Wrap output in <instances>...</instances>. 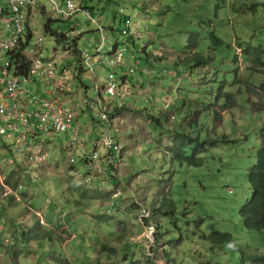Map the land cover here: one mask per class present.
<instances>
[{
	"label": "rangeland",
	"instance_id": "obj_1",
	"mask_svg": "<svg viewBox=\"0 0 264 264\" xmlns=\"http://www.w3.org/2000/svg\"><path fill=\"white\" fill-rule=\"evenodd\" d=\"M39 1L45 11L41 5L30 11L27 27L33 45L41 39L42 59L57 70L70 68L79 76L74 40L89 56L100 46L101 53H111L127 40L125 55H135L140 68L129 83L124 80L130 85L126 96L113 100L128 109L117 117L111 113V132L121 146L115 172L105 167L86 181L91 166L68 145L69 133L46 141L45 160L37 164L1 153L0 185L5 180L22 186L24 195L1 186L0 264H256L248 257L264 255V231L245 229L240 208L251 196L247 172L264 128V111L255 110L249 89L264 82V75H251L241 51L264 47V5L251 10L264 0H78L86 11L70 19L57 16L48 0ZM2 5L5 0L0 12ZM127 18L135 29L129 39L120 35ZM48 20L52 33L68 37L67 44L45 33ZM111 71L120 80L126 68L96 63L94 73L86 70L71 84L77 94L71 105L81 123L92 120L90 108L80 105L97 96L92 79L102 82ZM81 82L92 89L87 96L76 90ZM24 85L40 91L32 81ZM221 86L233 95V105L220 94ZM177 134L201 142L226 134L234 142L203 151V165L194 167L172 160ZM186 155H192L190 148ZM213 231L231 233L239 249L213 247L202 237Z\"/></svg>",
	"mask_w": 264,
	"mask_h": 264
},
{
	"label": "built area",
	"instance_id": "obj_2",
	"mask_svg": "<svg viewBox=\"0 0 264 264\" xmlns=\"http://www.w3.org/2000/svg\"><path fill=\"white\" fill-rule=\"evenodd\" d=\"M48 1L52 4L54 13L65 19H70L82 11L76 0H64L63 5L53 0ZM39 5V0H5V7L0 12V158L1 153L5 152L9 155L13 154L25 164L40 163L45 160L43 155L45 142L53 141L58 137L62 139L65 133H69L68 145L79 150L80 161L84 165L91 166L86 181H90L93 173H102L106 165L115 172L114 168L119 162L117 153L121 152V146L119 139H116L111 132V128L116 125V123L111 124V113L115 108L113 100L126 96L128 85L122 79L119 80L112 71L108 73L102 85L94 82L97 96L88 99L82 107L90 108L93 122H96L94 114L99 119V137L92 141L93 150L87 151L82 140L84 127L80 122L79 112L67 101L71 91L70 83L75 78L73 71L69 68L59 71L56 64L49 60L44 61L41 57V39L34 45L32 43L34 33L23 50V54L31 61L29 71L24 75H18L12 64L9 55L18 47L21 39H26L29 13ZM134 34L135 29L131 20L125 19L120 35L129 39ZM127 42L125 40L122 46L116 45L111 53H101L100 47L95 55L82 53L84 67L92 73L96 63L109 68L124 67L128 68L124 72L125 78L135 75L140 63L133 54H130L129 58L126 57L125 54L129 52L125 46ZM108 55L110 58H107ZM31 81L35 85L47 86L49 96L37 93L24 85ZM101 90L107 99L101 97ZM91 91L92 89L89 88L88 92ZM99 146L104 149L103 157ZM5 162L6 160L3 161ZM1 186L11 191L5 180L0 185V189L5 191Z\"/></svg>",
	"mask_w": 264,
	"mask_h": 264
},
{
	"label": "trees",
	"instance_id": "obj_3",
	"mask_svg": "<svg viewBox=\"0 0 264 264\" xmlns=\"http://www.w3.org/2000/svg\"><path fill=\"white\" fill-rule=\"evenodd\" d=\"M263 5H264L263 3H257L251 8V10L256 12V10ZM27 30H28V34L26 36V39H21L18 47L9 55L13 66H15V69L18 72L17 73L18 75L26 74L31 67V61H29L27 57L23 54V50L27 47L28 42L31 40L33 36L32 29L30 27H27ZM44 31L46 34L51 33L54 36H56L57 41L60 44H64V43L67 44V42L65 41L66 40L69 41L66 35L51 32L50 20H48L47 24L45 25ZM75 41L76 40H74L71 45L73 48V53H75L76 55L78 54L80 55L81 52H79V50L77 49V44L75 43ZM219 43L223 44L222 41H219ZM192 48H195V46L192 45ZM241 52H243L241 54V57L243 59L246 58L248 61L247 63L250 64L247 70L251 72V75H255V74L264 75V47L261 45L260 46L249 45L246 48L242 49ZM196 56L198 58H202V55H200L199 53L196 54ZM238 59L239 57L238 54L236 53L234 56V62L237 65H238ZM238 69L239 67L236 69L235 72L236 81H237ZM77 72L80 73L78 79H80L81 74L85 72V69H83V67L80 66V62ZM122 80L123 81L125 80L126 83H129L128 77L125 78L124 75L122 77ZM82 85L83 83L81 82L80 85L77 86H82ZM219 92L220 94L223 93L228 98L229 102H231V105H233L232 102L235 103L233 95L229 93H225L223 90V86L220 87ZM249 95L255 96L256 101L253 102L255 110L264 111V82H262L259 85L254 84L253 87L249 89ZM126 110L128 109L125 107L122 108L115 107L113 114L116 115L117 117L121 115L123 111ZM221 119H222L221 114L219 112H216V120L220 121ZM111 120L113 119L111 118ZM261 139H262V146L257 151L256 162L247 172V179L251 189V196L240 208V217L244 228L250 231H258V232L264 231V128L261 133ZM233 142L234 141L226 134L223 135L221 138L219 137L213 138L211 136H207V138L202 142L199 141V139L193 138L189 135L177 134V141H174V143L172 144L169 150L170 151L169 153L171 154L172 160L174 161H177L179 163L185 162L189 166L201 167L203 165V159L200 157V155L202 154L203 151L209 148L216 147L218 144H231ZM192 143H195V146L191 148ZM189 148L191 149V154H192L191 156L186 155V149ZM105 164L107 163L105 162ZM15 175L16 173L12 174L13 177H15ZM13 177H10L8 180L13 181ZM8 185L13 192L17 191L20 194L24 193V188L22 186H14L13 183L12 184L9 183ZM19 188H21V190H19ZM14 198L15 197L13 196H9L10 201H15ZM167 198L168 196L166 195L163 196L161 199L165 200ZM169 201L171 205H173L174 203L173 200L169 198ZM157 205L158 203L156 204L154 203L152 206V210L154 211V213H155V208H158L156 207ZM158 213H163V212H158ZM201 220H203V218ZM156 226L157 227L159 226L160 229L159 224ZM158 236H160L159 232H157V242L159 241ZM202 237L208 240L209 242H211L213 247L219 246L221 244H230L233 248L239 249V245L238 243H236L234 236L229 232L213 231L210 234H206L205 232H203ZM248 259L256 261V264H264V255H253V256H249Z\"/></svg>",
	"mask_w": 264,
	"mask_h": 264
},
{
	"label": "crops",
	"instance_id": "obj_4",
	"mask_svg": "<svg viewBox=\"0 0 264 264\" xmlns=\"http://www.w3.org/2000/svg\"><path fill=\"white\" fill-rule=\"evenodd\" d=\"M55 3H57V4H63V1L64 0H61V2H57V0H53ZM77 2H78V0H76ZM80 1H86V0H80ZM41 2V1H40ZM79 4V6H81V8H82V4H81V2L80 3H78ZM40 5H41V3H40ZM42 7H43V9H44V11H45V7L43 6V5H41ZM5 7V5H2V9ZM1 9V10H2ZM35 10V9H34ZM34 10H32V11H34ZM86 11V9H83L82 8V11ZM78 14V13H77ZM100 29H98V31H100L101 32V34H103V32H104V29H102L101 27H99ZM135 35V34H134ZM116 48V47H115ZM114 48V49H115ZM113 49V50H114ZM100 50H102L101 49V46H100ZM112 50V51H113ZM82 53H86V52H81V54H80V57H81V66L83 67V69H85V72H86V70H88L87 68H85L84 67V62H83V59H82ZM95 55V54H94ZM67 69V68H66ZM70 69V68H69ZM128 68H126V70H127ZM71 70V69H70ZM146 71V69L144 68L143 69V72H145ZM85 72H83L82 74H81V76L80 77H83L84 76V74H85ZM74 73H75V78H73V80H72V82L70 83V89H71V91L69 92V94H68V97H67V101L69 102V104H70V106L73 108V106L71 105L74 101H77V99L75 98L76 97V95L77 94H74L73 93V88L71 87V84L74 82V81H76L77 79H78V74L74 71ZM94 76H96V74L95 75H93V77ZM92 81L93 82H95V83H99L100 85H102V83H103V79H102V82H98V80L97 79H95L94 78V80L92 79ZM128 86H130V85H128ZM39 87H40V91L38 92V91H35V92H37V93H40V94H42V95H44V96H49V88L47 87V86H45V85H39ZM90 87L89 86H84V85H82V86H77L76 85V90H77V92L79 93V91H81V90H83L85 93V95L87 96V93H88V89H89ZM100 95H101V97L103 98V99H107V97H106V95H105V93L103 92V90H101L100 91ZM88 101V100H87ZM80 105H84V103L82 104V103H80ZM115 107V106H114ZM74 109V108H73ZM94 122H93V120H90V121H85V123L83 124V127H84V132L82 133V140L84 141V145H85V147H86V149H87V146L88 145H93L92 144V141H94L95 139H96V137H95V134L94 133H97L98 134V130H97V128L94 126V124H93ZM67 143H68V141H67ZM78 153H79V150H78Z\"/></svg>",
	"mask_w": 264,
	"mask_h": 264
},
{
	"label": "bare ground",
	"instance_id": "obj_5",
	"mask_svg": "<svg viewBox=\"0 0 264 264\" xmlns=\"http://www.w3.org/2000/svg\"><path fill=\"white\" fill-rule=\"evenodd\" d=\"M167 73H168V71H167ZM113 114V113H112ZM80 160V159H79Z\"/></svg>",
	"mask_w": 264,
	"mask_h": 264
}]
</instances>
